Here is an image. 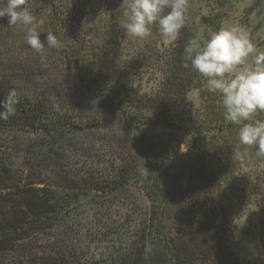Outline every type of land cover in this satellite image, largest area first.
Listing matches in <instances>:
<instances>
[{
    "label": "trees",
    "instance_id": "16d2710c",
    "mask_svg": "<svg viewBox=\"0 0 264 264\" xmlns=\"http://www.w3.org/2000/svg\"><path fill=\"white\" fill-rule=\"evenodd\" d=\"M254 1L188 0L169 42L126 35L121 0H26L60 42L39 53L0 18V100L19 101L0 120V264H264V161L235 157L238 126L185 52Z\"/></svg>",
    "mask_w": 264,
    "mask_h": 264
},
{
    "label": "clouds",
    "instance_id": "9594fccd",
    "mask_svg": "<svg viewBox=\"0 0 264 264\" xmlns=\"http://www.w3.org/2000/svg\"><path fill=\"white\" fill-rule=\"evenodd\" d=\"M25 4L26 0H6L0 18L7 17L8 27L21 26L26 44L35 52L46 45L58 47L60 42L51 31L46 33V43L40 40L35 16ZM187 7L188 0H121L120 27L129 37L143 40L156 25L161 36L173 42L186 24ZM185 52L190 67L205 79L208 92L219 94L225 119L238 126L239 143L245 147L235 157L246 158L254 147L255 156L264 161V120L256 118L264 112V49L241 26L225 24L210 31L202 44L190 42ZM18 102L16 88L9 89L0 100V120L14 115ZM151 251L152 245L146 244L145 252Z\"/></svg>",
    "mask_w": 264,
    "mask_h": 264
},
{
    "label": "rangeland",
    "instance_id": "374dc122",
    "mask_svg": "<svg viewBox=\"0 0 264 264\" xmlns=\"http://www.w3.org/2000/svg\"><path fill=\"white\" fill-rule=\"evenodd\" d=\"M225 24L241 26L249 33V36L255 45L257 43H262V40H264V0H255L254 2H247L245 4L241 3L238 6H232L230 8V11H227L226 19L222 26H224ZM202 35L203 31L202 34H200V38H203ZM195 96L194 99L196 100ZM249 170L252 175L253 173H255L252 168H249ZM86 218H88V220L85 223L90 235L98 237L99 231H105V229L97 226L99 224L98 221L94 222L93 219L90 220L89 216H87ZM115 219L121 221L123 220V218H121L118 214ZM248 223L247 218H243L241 221V226L246 228ZM99 246L100 245H92V248L99 249ZM97 249H94V252L97 253L96 255H94V258H98L100 252L102 251V249Z\"/></svg>",
    "mask_w": 264,
    "mask_h": 264
}]
</instances>
